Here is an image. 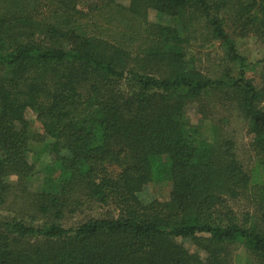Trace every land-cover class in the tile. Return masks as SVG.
Masks as SVG:
<instances>
[{"label":"trees","instance_id":"trees-1","mask_svg":"<svg viewBox=\"0 0 264 264\" xmlns=\"http://www.w3.org/2000/svg\"><path fill=\"white\" fill-rule=\"evenodd\" d=\"M75 3L53 0L69 16ZM189 5L208 26L202 40L221 44L226 67L218 78L185 53L180 33ZM147 7L175 27L159 26L134 52L39 22L29 11L0 15V210L14 214L0 218V264H233L236 246L248 253L245 264H264L263 205L254 220H239L228 202L261 182L264 160L248 174L216 124L208 127L211 143L185 117L186 105L210 89L238 90L249 132L264 151V106L247 76L254 63L236 42L264 37V0H131L127 10L142 16ZM28 110L41 132L31 131ZM46 152L49 163L36 171ZM42 173L49 186L32 190L29 182ZM165 180L169 199H139L148 183ZM260 197L264 204V190ZM9 198L18 209L9 208ZM93 204L116 216L63 226ZM179 238L192 240L205 259Z\"/></svg>","mask_w":264,"mask_h":264},{"label":"rangeland","instance_id":"rangeland-1","mask_svg":"<svg viewBox=\"0 0 264 264\" xmlns=\"http://www.w3.org/2000/svg\"><path fill=\"white\" fill-rule=\"evenodd\" d=\"M131 0H76L73 16H69L63 9H60L53 0H0V15L10 12L22 13L31 12L33 18L39 22L55 23L67 28H73L86 34H92L116 43L128 51H140L147 47V42L153 37V31L159 26L175 27L170 16L158 13L155 9L147 7L142 9L140 14L128 11ZM103 2V3H102ZM194 5L186 8L185 26L180 36L187 40L184 43L186 55L193 58V64L210 78H218L226 67L223 60L224 52L219 41L202 40V35L207 34V24L202 13ZM77 11V12H76ZM188 17V19H186ZM183 20V19H182ZM180 22V20H179ZM64 27V28H65ZM195 31V32H193ZM239 52L254 63L253 69L247 71L251 83L261 93L258 107L264 106V37L248 35L245 37L236 36ZM236 72V71H235ZM126 87V86H125ZM263 89V90H261ZM245 98L239 96L238 90L228 88H214L207 91L197 101L189 103L185 107V117L188 126L198 128L203 134L201 139L212 141V131L208 129L211 124H216V130L224 137L233 141L235 157L242 165L245 172L252 173L258 163L264 160V151L256 142L254 134L249 132V123L244 115ZM30 121L32 132H41V123L32 110L26 112ZM187 126V127H188ZM189 128V127H188ZM49 139V138H48ZM34 148L39 151L42 143H36ZM51 155L48 152L43 154L36 164V171H40L49 163ZM114 174L117 168L109 166ZM259 177L261 182L252 183L242 194L229 198L228 202L236 212L239 220L248 218L254 220L260 215L261 203L260 194L264 190V176ZM9 183H14L15 175L7 176ZM49 186L45 183L43 173L36 176L29 182L32 190ZM171 181L150 182L138 193L143 203L153 200L166 201L169 199ZM15 201L13 205L12 201ZM19 203L9 198L8 206L18 209ZM13 213L7 209L0 210V218H10ZM116 213L109 207L92 205L89 209L84 208L83 214H69L62 222L63 226L75 227L85 217L111 218ZM190 253L196 254L199 259H205L206 253L194 244L190 239H177ZM233 264H245L250 259L249 255L241 246L232 248ZM193 264H196L195 262Z\"/></svg>","mask_w":264,"mask_h":264}]
</instances>
